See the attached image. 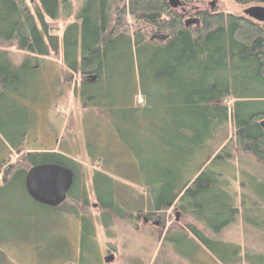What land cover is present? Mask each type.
Returning <instances> with one entry per match:
<instances>
[{
  "label": "trees",
  "instance_id": "16d2710c",
  "mask_svg": "<svg viewBox=\"0 0 264 264\" xmlns=\"http://www.w3.org/2000/svg\"><path fill=\"white\" fill-rule=\"evenodd\" d=\"M232 1L246 8L264 6V0ZM70 15L69 0H0V46L13 43L17 51L37 57L59 52L65 69L82 78L84 100L115 121L120 143L136 157L141 184L153 200L152 211L165 213L176 205L199 224V229L186 226L191 239L165 238L175 254L191 261L194 241L216 264H264V251H243L217 239L241 215L245 226L261 235L264 246V181H248L255 201L248 208L242 201L243 212L224 190V169L232 150L251 157L264 170V24L242 13L204 10L194 14L196 23L187 25L193 20L185 21L167 0H84L61 37L49 35L44 18L56 21ZM128 19L135 23L132 32ZM148 29L151 37H146ZM152 37L166 39L151 41ZM7 57L0 50V194L10 192L32 203L24 186L31 167L55 164L70 170L75 179L81 166L62 153L24 150L34 114L20 100L36 98L35 68L28 63L15 66ZM137 96L143 98V106L135 105ZM116 97L122 103L120 110L137 122L122 121L123 127H117L111 101ZM226 100L231 103L226 105ZM228 125L233 133L227 144L201 163L194 179L179 187L180 173L189 167L194 153ZM14 154L18 160L10 165ZM92 183L96 208L106 217L121 216L110 180L94 171ZM67 200L87 205L83 184L73 181ZM65 202L57 209L69 213ZM79 221L78 263L83 264L89 254L83 247L94 222L85 216ZM27 232L0 230V246L28 236ZM185 246L190 252L182 250Z\"/></svg>",
  "mask_w": 264,
  "mask_h": 264
},
{
  "label": "rangeland",
  "instance_id": "374dc122",
  "mask_svg": "<svg viewBox=\"0 0 264 264\" xmlns=\"http://www.w3.org/2000/svg\"><path fill=\"white\" fill-rule=\"evenodd\" d=\"M180 1L188 13L183 17L184 20L195 18V12L210 11L211 3H214L217 12L239 14L246 8L236 5L232 0ZM70 3V17H60L56 21L44 18L49 35L60 38L66 25L73 22L82 0H70ZM177 13H180V10ZM128 27L132 32L135 27L132 19H128ZM151 36L148 29L146 37ZM0 50L8 53L7 59L13 65L28 63L35 68L33 91L36 98L20 100V103L34 114L33 124L26 133L24 150H55L73 159L75 156L81 166L77 176V179H80L78 184H83L87 197V205L75 204L71 200L65 202V206L74 211L73 215L71 211L69 214L57 208L10 196V192L4 197L0 194V230H26L27 233L37 234L33 251L35 257L40 260L53 259L64 264L67 259H74L75 264H79L82 230L81 223L74 218L79 215L89 217L94 222V230H90L83 247L84 251H89V254L84 256L83 264H216L194 241L192 242L196 248L191 261L175 254L173 247L165 242L167 237L186 236L191 239L186 233L187 225L200 228L192 218L178 210L176 205L165 213L156 214L155 218L160 215L158 227L144 223L142 218L152 211L154 204L149 198L148 188L141 184L137 159L120 143L121 138L113 127L115 121H112L106 112L94 108V104L84 100L80 88L82 78L79 75H71L72 73L65 69L59 52L37 57L17 51L13 43L0 46ZM100 101L105 102L104 99ZM111 101L116 106L114 118L117 127H123L122 121L137 122L138 118L132 114L128 116L120 110L122 108L118 106L122 103L118 97L112 98ZM134 103L136 106H143L144 100L137 96ZM230 103V100L225 101L226 105ZM124 133L126 134L125 126ZM232 133L231 125H228L223 134L207 142L200 152L194 153L189 167L180 173L179 187L198 175L201 163L210 161L227 144ZM72 146L75 148L69 149ZM232 156V159L227 160L229 164L224 169V179L227 183L224 190L233 197L234 205L241 211V203L244 202L248 208L255 201L247 186L248 181H264V170L247 155L232 150ZM9 160L8 164L12 165L18 160V156L14 154ZM8 164L6 166H9ZM94 171L104 174L110 180L114 191L113 202L121 211V216L106 217L103 211L96 208L91 180ZM180 189L178 191H181ZM176 213L178 221L175 218ZM242 221L241 215L238 216L218 234L217 239L238 245L243 251H264L261 235L245 226ZM7 241L2 242L0 246V259L14 256V253L8 252L12 247ZM26 245H17L23 252V256L18 253L19 257H24ZM182 250L190 252L188 246L182 247ZM63 251L64 255H61ZM111 255L114 257L113 261L106 263L104 258Z\"/></svg>",
  "mask_w": 264,
  "mask_h": 264
},
{
  "label": "water",
  "instance_id": "95a60500",
  "mask_svg": "<svg viewBox=\"0 0 264 264\" xmlns=\"http://www.w3.org/2000/svg\"><path fill=\"white\" fill-rule=\"evenodd\" d=\"M169 5L172 9L179 5L177 0H169ZM214 6L213 3L210 4ZM242 14L247 18L264 24V6H250L242 11ZM190 21H188L189 25ZM156 40H165L166 37H152ZM264 127V125H262ZM73 173L61 166L55 164H42L31 167L25 176L24 186L28 197L35 203L50 208L59 207L66 200L67 193L73 183ZM178 221V213L175 215ZM114 257L107 256L104 258L106 263L112 262Z\"/></svg>",
  "mask_w": 264,
  "mask_h": 264
},
{
  "label": "crops",
  "instance_id": "0c3cea01",
  "mask_svg": "<svg viewBox=\"0 0 264 264\" xmlns=\"http://www.w3.org/2000/svg\"><path fill=\"white\" fill-rule=\"evenodd\" d=\"M63 74H61L62 76ZM59 103H57L56 106H58ZM63 110H65L63 108ZM66 111V110H65ZM61 113V112H60ZM63 113V112H62ZM65 114V112H64ZM75 148V146H72V147H69V149H73ZM70 150V151H71ZM50 151H53V152H56L55 150H50ZM73 154V153H71ZM74 156V155H73ZM73 159V158H72ZM76 161V158L74 156V159ZM77 162V161H76ZM76 220L79 221V215L74 217ZM29 237H26V238H23V237H18V238H14V239H9L6 243L12 247V250L9 249V254H12L14 253V256H11V257H7V258H2L0 259V264H61L59 261H54L53 259H43V260H40L38 258L35 257L34 255V251L35 250V238L33 237V234L32 233H29L27 234ZM27 244L26 246V252L24 254V257H19L20 256H23V252L20 251V249H18L17 245L18 244ZM34 248V249H33ZM19 253V255H18ZM34 255V257H33ZM78 256V254H76ZM77 256L75 259H77ZM71 258V257H70ZM74 259H67V261H65L64 264H75V262L73 261Z\"/></svg>",
  "mask_w": 264,
  "mask_h": 264
},
{
  "label": "flooded vegetation",
  "instance_id": "af4514ba",
  "mask_svg": "<svg viewBox=\"0 0 264 264\" xmlns=\"http://www.w3.org/2000/svg\"><path fill=\"white\" fill-rule=\"evenodd\" d=\"M178 1V3H179V5L177 6V8H175V9H172L171 7H170V5H169V7L171 8V10L172 11H174L175 13H177V11L178 10H180V13H177L180 17L182 16V17H184V16H186V15H188V13L187 12H185V9H184V4L180 1V0H177ZM69 2H70V0H69ZM167 2H168V4H169V0H167ZM84 4V0H82V3H81V6H80V8L82 7V5ZM214 4V3H213ZM70 6H71V3H70ZM79 8V9H80ZM71 10H72V7H71ZM79 11V10H78ZM77 11V12H78ZM210 11H216L215 10V6H213V7H211L210 6ZM76 12V13H77ZM198 12H200V11H198ZM75 13V14H76ZM197 12H195V14H196ZM71 16V15H70ZM69 16V17H70ZM75 16V15H74ZM195 17V16H194ZM74 19V18H73ZM193 20V23H189V25L190 24H194V23H196L197 22V19L196 18H193L192 19ZM186 21V20H185ZM72 23H74V20H73V22ZM72 23H70V24H72ZM70 24H68V25H70ZM68 25H66V26H68ZM86 80H91V82H93L94 80L93 79H90V77H87L86 76ZM92 177H93V173H92V176H91V180H92ZM73 181H75V182H79L80 181V179H77V178H75L74 179V177H73ZM156 214H159V213H155L154 211H151V212H149L148 214H146V216H144L142 219H143V221H144V223L145 224H151V225H153V226H156V227H158V225H159V216L157 215V217L155 218V216H156ZM161 214V213H160Z\"/></svg>",
  "mask_w": 264,
  "mask_h": 264
}]
</instances>
